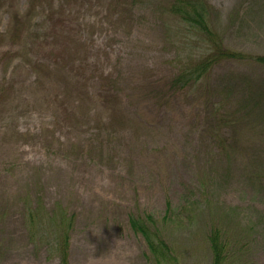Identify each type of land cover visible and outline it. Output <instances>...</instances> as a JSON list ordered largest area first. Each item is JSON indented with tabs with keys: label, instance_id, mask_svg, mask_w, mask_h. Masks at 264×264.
<instances>
[{
	"label": "rangeland",
	"instance_id": "1",
	"mask_svg": "<svg viewBox=\"0 0 264 264\" xmlns=\"http://www.w3.org/2000/svg\"><path fill=\"white\" fill-rule=\"evenodd\" d=\"M168 1L0 0V264H60L63 209L69 264H149L132 214L182 264L212 263L214 228L227 264H264V66L170 86L191 47ZM205 1L225 46L264 55V0Z\"/></svg>",
	"mask_w": 264,
	"mask_h": 264
},
{
	"label": "trees",
	"instance_id": "2",
	"mask_svg": "<svg viewBox=\"0 0 264 264\" xmlns=\"http://www.w3.org/2000/svg\"><path fill=\"white\" fill-rule=\"evenodd\" d=\"M166 7L162 13L172 23L168 24V27L172 28L184 44L191 47L186 57L187 62L179 65L178 74L171 78L170 86L183 91L192 85L205 82L210 71L224 61H253L264 66V55L251 56L225 46L221 35L211 24V10L205 0H169ZM179 58V61L184 60L181 56ZM171 211L172 205L168 202L165 220L168 219ZM58 216L61 219L62 231L59 243L56 244V251L60 255V264H69L68 250L71 240L69 233L75 216L64 209L58 213ZM130 225L134 233L144 240L146 246L144 256L149 264H182L180 256L164 236L162 226L154 215L132 214ZM208 238L213 254L211 264H227L229 246L223 239L221 230L212 229Z\"/></svg>",
	"mask_w": 264,
	"mask_h": 264
}]
</instances>
